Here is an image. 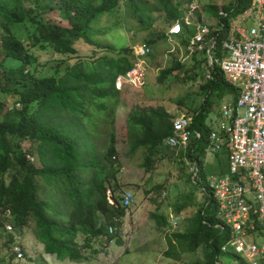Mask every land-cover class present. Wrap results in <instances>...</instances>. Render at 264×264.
Segmentation results:
<instances>
[{"label": "trees", "instance_id": "obj_1", "mask_svg": "<svg viewBox=\"0 0 264 264\" xmlns=\"http://www.w3.org/2000/svg\"><path fill=\"white\" fill-rule=\"evenodd\" d=\"M27 1L0 0V91L8 97L0 104V235L6 223L17 231L29 228L46 255L58 261L80 262L84 250L90 249L91 255L98 253L92 249L94 240L107 238L111 242L117 238L108 233V227L118 230L125 216L120 199L113 195L115 138L110 137L109 145L104 144V138L106 125L119 104L117 80L134 69V50L94 38L102 31H95L93 25L105 15L116 16L118 0H59L67 25L43 21L26 9ZM164 2L166 14L175 20L177 13L167 8L171 0ZM249 7V0H236L223 15L212 9L221 24V30L215 33L218 44L227 38L232 20ZM26 22L33 26L28 43L12 33V26ZM79 43L92 47L91 55L78 56ZM36 47H51L73 63L59 75L36 77L28 69L34 61L30 50ZM9 60L20 65L7 67ZM170 72L172 69L162 74ZM210 73L211 78H205L202 86L203 104L190 118L191 128L202 133L198 148L201 155L209 136L205 120L213 110L211 102L206 104L208 99L231 96L235 101L238 97L217 67H211ZM127 125L133 149L147 150L144 164L150 168L163 139L172 132L170 115L161 108L131 112ZM191 149L185 153L189 158ZM109 188L113 205L108 202ZM206 203L195 213L190 230L173 233L168 244L189 253L205 245L209 252L204 264H214L224 242L220 238L224 237L213 226L203 225V220L214 222V203L211 198ZM152 218L159 225L166 223L162 216ZM16 238L8 235L5 241L12 242L9 245L15 260L12 249ZM165 256L170 257L169 252Z\"/></svg>", "mask_w": 264, "mask_h": 264}, {"label": "rangeland", "instance_id": "obj_2", "mask_svg": "<svg viewBox=\"0 0 264 264\" xmlns=\"http://www.w3.org/2000/svg\"><path fill=\"white\" fill-rule=\"evenodd\" d=\"M165 0H118L115 15H105L96 21L93 29L102 31L94 38L101 43L121 48L130 46L150 47L151 53L141 59L134 58L135 65L142 72L143 83L129 84L120 82L119 104L114 115L106 125L104 144H110V137L115 138L117 151V174L112 183L115 189L107 191L108 202L112 194L118 199L129 191L133 194L135 204L125 210V216L117 230V238L111 242L107 238H99L92 243V249L98 251L91 255L90 249L84 250V259L80 262L58 261L43 252V247L32 235L29 228L22 230H7L6 223L0 235V264H204L209 249L201 245L195 252H184L180 247H169L168 237L173 233L189 231L193 225L194 215L206 197L199 193L198 187L192 184L188 171L189 157L185 150L160 147V152L153 158L150 168L144 164L147 150L143 147L133 149V138L128 131L127 118L131 112L148 113L154 109H163L171 117V122L177 117L191 118L203 104L205 84L206 58L204 53L187 50L190 37L180 36L168 40L166 34L172 23L163 9ZM236 0H202V8L207 3H214L223 13L224 8ZM184 0H171L167 8L180 15ZM25 7L37 14L43 21H54L67 25L63 17L59 0H29ZM201 10V9H200ZM206 13V10H202ZM199 11V15L201 12ZM210 16V15H207ZM232 20L230 28L237 31L250 26L245 17L239 15ZM216 23V22H215ZM211 30L216 26L211 25ZM33 32L31 23L12 26L15 37L28 43V37ZM236 34V32H234ZM154 40L155 42L147 43ZM78 56L91 55L92 47L83 43L77 45ZM30 53L34 61L29 70L36 77L51 76L62 73L72 61L56 54L51 47L45 49L32 48ZM20 62L9 60L7 67H18ZM172 69V72H162ZM26 89V85L21 83ZM226 98V99H225ZM218 100L209 98L206 104L213 105V110L206 118V124L214 120L215 115L225 106L231 96ZM8 97L0 91V104ZM10 105V104H8ZM13 107L12 104L10 108ZM20 107V106H19ZM0 113V119H1ZM34 144V143H33ZM35 145V144H34ZM197 160L206 173H217L227 163L225 153L214 156L201 155L199 152L192 157ZM111 200V199H110ZM112 201V200H111ZM110 204V202H109ZM159 215L166 218V223L159 225L152 218ZM176 221L172 228L169 221ZM12 233V234H11ZM8 235L20 237L24 257L16 261L10 251V243H5ZM222 241V237L220 238ZM78 243H82L81 237ZM169 252L170 257L165 256Z\"/></svg>", "mask_w": 264, "mask_h": 264}, {"label": "built area", "instance_id": "obj_3", "mask_svg": "<svg viewBox=\"0 0 264 264\" xmlns=\"http://www.w3.org/2000/svg\"><path fill=\"white\" fill-rule=\"evenodd\" d=\"M249 2L250 11L257 12L253 25L237 31L231 28L220 44L215 37L220 30L212 31L206 23L194 22L200 11V0H184L182 17L174 21L167 32L171 41L182 35L184 26H194L187 50L204 53L205 78H211L210 68L215 66L238 92L237 99H228L219 117L207 125L208 143L202 154L218 156L225 152V172L206 173L192 158L198 152L202 133L191 128L190 118H175L171 134L162 141V146L167 148L185 152L192 148L188 162L190 180L206 197L207 203L209 198L214 203V222L203 220L202 223L218 229L224 237L214 264H264V0ZM245 12L243 17L246 18ZM150 53L147 46L134 49L137 60ZM122 81L142 84V72L138 66L134 67L117 80L116 88ZM109 202L113 205V201L109 199ZM134 204L133 194L126 191L120 199L121 207L126 210ZM168 221L172 228L177 226L176 221ZM6 228L13 231L10 225ZM108 233L117 235V228L109 226ZM16 239L18 242L12 250L16 260H22L20 237Z\"/></svg>", "mask_w": 264, "mask_h": 264}, {"label": "crops", "instance_id": "obj_4", "mask_svg": "<svg viewBox=\"0 0 264 264\" xmlns=\"http://www.w3.org/2000/svg\"><path fill=\"white\" fill-rule=\"evenodd\" d=\"M214 8H216V9L219 11V9L216 7V5H215L214 3H212V2L207 3V5H205V7L202 8V0H200V9H201L200 11H202L203 9H205V10H206V13H204V12L202 11V12H201V15L197 14V15L195 16L194 22L202 21V22L206 23L209 27H210L211 25H214V24H215L216 29H215V30H212V31L221 30V29H220L221 24L219 23V20L213 15V12H212V9H214ZM224 9H225V8H224ZM180 11H181V12H180V15L176 18V20L179 19V18H181L182 15H183V13H182V9H180ZM245 13H247V17H246L247 23H250V26H252L253 23H254V21H255V19L257 18V12H256V10H252V11H250V7H249V8L246 10ZM207 15H210V16H207ZM240 15L243 16V13L240 14ZM245 16H246V15H245ZM235 19H237V18H235ZM176 20H175V21H176ZM215 22H216V23H215ZM210 28H211V27H210ZM230 29H231V28H230ZM245 29H247V28H245ZM193 33H194V26H189V27L184 26L183 29H182V35H181V36L191 37V36L193 35ZM166 37H167V34H166ZM177 38H178V37H175V38H172V39H177ZM172 39H171V40H172ZM225 99H226V98H225ZM219 115H220V112H219L218 115H215L214 120L209 121V123L212 122V121H215V120L219 117ZM209 123H207V124L205 123L206 126H207ZM223 153H225V152H223ZM225 154H226V153H225ZM226 168H227V163H226L225 167H224V168H220V170H219L217 173L225 172V171H226Z\"/></svg>", "mask_w": 264, "mask_h": 264}]
</instances>
